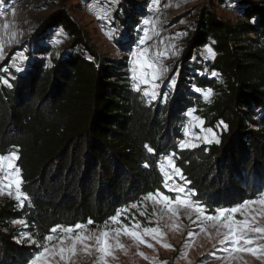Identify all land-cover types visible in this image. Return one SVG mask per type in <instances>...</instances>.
Wrapping results in <instances>:
<instances>
[{"label":"trees","instance_id":"1","mask_svg":"<svg viewBox=\"0 0 264 264\" xmlns=\"http://www.w3.org/2000/svg\"><path fill=\"white\" fill-rule=\"evenodd\" d=\"M212 1L197 14L166 102L149 103L130 80L143 7L130 2V11L123 5L114 12L119 59L99 54L67 8L45 17L33 43L61 28L68 46L47 65L37 55L50 46L32 44L27 68L7 77L11 86L0 78V154L17 151L27 195L23 207L0 198V264H28L37 250L17 240L15 220H25L39 240L56 224L91 218L102 226L146 193L167 192L160 164L170 153L193 199L212 213L264 192V0H238L236 23L220 17ZM205 46L213 60L196 56ZM196 88H211V102ZM192 108L208 126L227 125L218 144L179 148Z\"/></svg>","mask_w":264,"mask_h":264},{"label":"rangeland","instance_id":"2","mask_svg":"<svg viewBox=\"0 0 264 264\" xmlns=\"http://www.w3.org/2000/svg\"><path fill=\"white\" fill-rule=\"evenodd\" d=\"M11 1L12 0H3V2L0 3V13H4V15H0V40L4 43V54L0 57V64L6 61L8 62L7 65L0 68V78L2 81L12 74V70H16V68L13 67V62L17 61L20 63L18 61V56L20 54L28 57L26 61L21 63L23 71L27 68L31 60L28 50L32 47V44L36 47H42L44 45L50 46V51L37 55L45 59L47 65L51 64L53 56H58L68 46L70 39L61 28L57 29L50 37L44 40L41 39V41H37L38 43H33V37L40 31V26L45 17L63 8H67L72 18L84 27L91 44L96 48L99 54L108 55L116 59L121 58L123 56V51L115 41L117 39V29L112 25L114 12L117 9L122 10L123 5L126 6L128 9L127 11H130V2H134L138 4V7H143L146 12L144 15L140 16L139 22L135 26L134 40L136 44L134 49L136 48L138 39L143 36L141 29L144 28L145 25H143L142 21L144 19H150L156 22L155 31L158 32L159 35H153L152 39L147 41V44L152 46V51L156 47H161L164 53L167 51L166 55L170 60L169 71L164 74L161 80L157 81V83L160 84L158 89L160 95L158 98H162L163 102H165L163 100V95L165 93L167 94V100H169L174 93L178 78V70L175 68L186 49L189 38L195 31L197 14L202 6L209 3L208 0H159V5L156 6L153 4V0H35L36 9L31 12L25 20H21L17 11L15 15L12 14L11 9L13 7ZM212 2L213 9L223 19L230 20L234 23L240 19L238 0H213ZM6 20L10 25L8 29L2 27ZM161 41H163V43H160ZM172 45H175L174 50ZM205 48L206 46L196 52V56H202L204 60H207L210 59V57L205 53ZM173 51L178 54H172ZM194 59L196 60V57H194ZM128 64L131 80L130 55L128 56ZM172 79L175 80V85L174 87H169L168 85ZM145 87H147V85H141L142 92ZM212 98L213 96L211 100ZM191 110H195L193 113L194 116H198L204 121V128H212L219 138L224 128L222 126L217 127L219 123L215 126H208L205 119L196 113V108H192ZM190 120L191 118L188 116L184 127ZM192 131L199 134V128H196L190 131L189 137ZM186 138L188 137H186L184 133L182 140ZM192 142L197 143L198 146L206 144L198 140H193ZM2 176L3 174L0 173V178H2ZM174 180L177 183H184L180 181L178 177L174 178ZM186 189H190L188 184L186 185ZM166 190L167 192H165V194H169L168 189ZM171 195L174 199L175 193H171ZM0 198L13 200L19 206L14 196L7 195V189H5L4 194L0 195ZM140 202L141 200L137 203ZM255 207L258 208V206ZM131 211L136 215L142 226H158L163 233L160 239L163 243L170 244L172 247H164L162 243L152 241L150 237L147 239L154 244V248H148L146 245L137 247L135 242L129 237L122 236L121 243L128 248L127 254H125L123 250H117L115 253L116 258L111 259L110 264H163V262H166V264H189V262L190 264H264V257L259 255L253 256L251 253L246 252L234 253L233 256L237 258H230L225 251V247L219 243L220 237L216 235L217 229L213 226V222H205L203 225L204 231H201L202 225L199 221L193 223L187 218L188 215L191 214L193 220H195L196 215L195 213H190L188 209L179 208L178 219L171 216V214L160 205L154 206L150 201L140 204L139 211L137 209H132ZM140 211H145L147 216H140ZM208 213L212 214L210 211H208ZM253 214H256L255 209ZM237 218L240 217L238 216ZM258 219L259 223L264 224V217H259ZM148 220H151L152 223L148 224ZM124 222L127 223V221ZM174 224L177 226L173 227ZM12 226L16 229L17 240L19 242L37 247L35 244H30L27 239H21L22 234L28 232L27 224L26 226H21L12 222ZM189 232L197 233V235H195L194 238H190L188 235ZM138 252H144L147 256L155 257L156 259L155 261L145 259L138 255ZM185 252L187 253L186 257L183 255ZM95 258V253L87 255L78 251L75 264H95Z\"/></svg>","mask_w":264,"mask_h":264},{"label":"snow or ice","instance_id":"3","mask_svg":"<svg viewBox=\"0 0 264 264\" xmlns=\"http://www.w3.org/2000/svg\"><path fill=\"white\" fill-rule=\"evenodd\" d=\"M3 0H0L2 3ZM153 4L158 6L159 0H153ZM178 6V5H177ZM12 14L15 15L16 9H11ZM4 15V13H0ZM144 28H142L143 36L138 39L136 48L131 51V80L132 87L136 91H141V85H147L143 89V95L148 98V102L156 100L160 95L158 89L160 84L157 81L161 80L167 72V67L162 64L163 55L158 49L153 52L152 46L147 44L153 35H159L155 31V21L144 19L142 21ZM9 22L6 20L3 24L4 29L9 28ZM14 35V34H13ZM160 43H163L161 41ZM173 50L175 45H172ZM4 43L0 40V57L4 54ZM205 53L210 58H215V53L210 46H206ZM172 54H178L173 51ZM28 57L20 54L17 61L13 62V67L17 71H23L21 63L26 61ZM216 75V73H213ZM5 84L9 81L5 79ZM175 80L170 81L169 87H174ZM9 86H11L9 84ZM195 91L201 92L204 99L211 102V97L214 92L211 88L201 89L196 88ZM163 100L167 101V94L163 95ZM195 110H189L187 115L191 118L190 122L184 127L185 136L188 137L179 142V148H196L197 143L192 142L198 140L206 144L213 142L219 143L220 140L216 132L212 128H204V121L194 116ZM222 126L227 129V125L220 121L217 127ZM199 128V134L191 130ZM147 151L154 152L149 146H145ZM175 153H170L162 159L160 170L163 173V188L168 189L169 194L160 189L153 192L146 193L140 203L134 202L130 205L121 207L116 210V213L103 222V225H95V222L88 218L86 222L75 223L71 225L56 224L50 230L49 234L41 239L34 238L31 231L23 233L21 239H27L30 244L37 245V250L34 252L29 264H75V258L78 251L87 255L96 254L95 264H110L111 259H115L117 250H123L127 254L128 248L121 243V237L127 236L135 242L136 246L146 245L148 248H154L152 241L162 243L164 247H172V245L163 243L160 239L163 233L159 227L142 226L136 215L132 213V209L139 211L140 204L145 202H152L153 205H160L171 216L179 218V208L188 209L190 213H195V220L192 215H188V219L193 223L197 221L202 225L201 231H204L203 225L205 222H213V226L217 229L216 235L220 237L219 243L225 247V251L232 259L234 253H251L253 256L264 257V224L259 223V217H264V192L257 194L255 199L244 200L242 203L236 204L230 208H216L212 214L208 210L192 199V191L186 189V185L190 183L184 177L181 168L176 166ZM19 159L17 151L13 150L7 155L0 154V173L3 174L0 178V195L5 193L14 196L18 201L20 207L24 206L26 193L22 191L23 178L22 171L17 165ZM148 165L146 164L145 167ZM184 183L175 182L177 178ZM171 193H175L173 199ZM255 206H258L256 208ZM254 209L256 214L254 213ZM140 216H147L145 211L139 212ZM154 214V213H153ZM240 218H237V217ZM123 217V219H122ZM124 221H127L125 223ZM13 223L26 226V221L23 219L15 220ZM148 224L152 221L148 220ZM95 225V227H90ZM177 225H173L176 227ZM222 230V231H221ZM190 238H194L197 233L189 232ZM215 247V246H214ZM138 255L145 259L155 261V257H149L144 252H138ZM186 257L187 253H183ZM166 264V262H163ZM190 264V262H189Z\"/></svg>","mask_w":264,"mask_h":264},{"label":"built area","instance_id":"4","mask_svg":"<svg viewBox=\"0 0 264 264\" xmlns=\"http://www.w3.org/2000/svg\"><path fill=\"white\" fill-rule=\"evenodd\" d=\"M11 5L13 8L16 9L18 16L21 20H25L31 12H33L36 9V2L35 0H12ZM159 50L162 54L164 51L161 49V47H156L153 52L156 50ZM162 64L167 67V72L170 69V60L167 55H163Z\"/></svg>","mask_w":264,"mask_h":264},{"label":"crops","instance_id":"5","mask_svg":"<svg viewBox=\"0 0 264 264\" xmlns=\"http://www.w3.org/2000/svg\"><path fill=\"white\" fill-rule=\"evenodd\" d=\"M207 60H213V58L207 59Z\"/></svg>","mask_w":264,"mask_h":264}]
</instances>
